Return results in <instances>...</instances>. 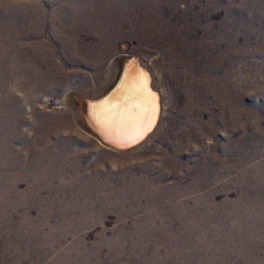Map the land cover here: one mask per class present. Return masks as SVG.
<instances>
[{
	"label": "rangeland",
	"instance_id": "374dc122",
	"mask_svg": "<svg viewBox=\"0 0 264 264\" xmlns=\"http://www.w3.org/2000/svg\"><path fill=\"white\" fill-rule=\"evenodd\" d=\"M208 20L215 25L217 18ZM263 42L264 33L240 53L236 102L208 95L189 111L184 95L172 94L163 57L119 40L118 50L134 52L156 72L157 131L127 153L72 131L71 155L80 151L79 173L88 174L92 194L66 170L50 183L20 179V172L16 184L3 183L0 263L264 264ZM16 171L0 160V180ZM24 246L29 257L16 259Z\"/></svg>",
	"mask_w": 264,
	"mask_h": 264
},
{
	"label": "bare ground",
	"instance_id": "6f19581e",
	"mask_svg": "<svg viewBox=\"0 0 264 264\" xmlns=\"http://www.w3.org/2000/svg\"><path fill=\"white\" fill-rule=\"evenodd\" d=\"M263 23L264 0H0V160L17 170L5 173L0 187L16 184L18 172L42 184L66 170L92 194L88 174L79 173L80 151L71 155L72 131L120 153L155 134L160 115L143 141L123 149L152 128L156 106L145 74L124 58L134 52L118 50L119 40L162 56L172 94L181 92L192 111L208 95L237 101L236 65L249 40L264 33ZM139 60L162 106L156 72ZM29 247L18 249L16 259L26 258Z\"/></svg>",
	"mask_w": 264,
	"mask_h": 264
},
{
	"label": "water",
	"instance_id": "95a60500",
	"mask_svg": "<svg viewBox=\"0 0 264 264\" xmlns=\"http://www.w3.org/2000/svg\"><path fill=\"white\" fill-rule=\"evenodd\" d=\"M124 58H127L129 60H133V62L136 63L138 65V67L141 69V71L145 74V84L148 86L149 90L153 94V98L155 99V106H156V119H155L154 125L152 126V128L147 132V134L140 141L136 142L135 144H132V145H129V146L123 148V149H130V148L134 147L135 145H137L138 143H140L141 141H143L147 137V135L152 132V130L154 129V127L158 121L159 115H160L161 103H160V98L158 96V92L151 87L152 86L151 85L152 80H151L150 72L148 71L147 67L143 66L140 63L139 56L136 54H130L128 56H125ZM88 99H91V98H88ZM118 149H122V148H118Z\"/></svg>",
	"mask_w": 264,
	"mask_h": 264
}]
</instances>
